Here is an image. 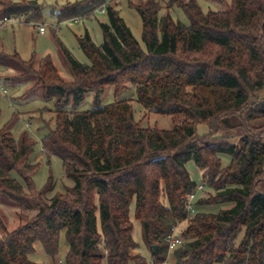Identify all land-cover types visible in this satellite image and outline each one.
I'll use <instances>...</instances> for the list:
<instances>
[{
  "label": "trees",
  "instance_id": "obj_1",
  "mask_svg": "<svg viewBox=\"0 0 264 264\" xmlns=\"http://www.w3.org/2000/svg\"><path fill=\"white\" fill-rule=\"evenodd\" d=\"M169 1L162 15L160 0L129 1L141 16L144 46L121 16L118 0L62 6L60 20L89 17L103 5L108 18L100 22L101 44L88 30L78 36L89 64L59 41L73 81L60 75L50 55L36 64L0 50V68L15 74L10 85L26 84V95L41 89L44 100L56 98L55 126L47 123L42 146L62 160L74 181L55 191L49 177L37 189L35 141L27 132L16 138L11 120L0 127V196L18 220L11 229L0 221V264H40L29 257L37 244L56 264L64 230L65 264H164L169 238L183 222L182 243L172 250L175 264H264V0H231L224 11H204L197 0ZM175 5L188 24L173 18ZM40 13L36 0H0V17L28 21ZM132 85L137 100L170 116L173 128L143 126L130 99L99 103L106 87L120 92ZM90 91L96 93L94 106L77 108ZM199 123L208 124V133H197ZM229 130L238 131L237 141L224 138ZM223 154L232 157L226 166ZM189 161L216 191L194 205L219 204V211L190 216L189 195L199 183ZM132 203L153 260L136 251Z\"/></svg>",
  "mask_w": 264,
  "mask_h": 264
},
{
  "label": "rangeland",
  "instance_id": "obj_2",
  "mask_svg": "<svg viewBox=\"0 0 264 264\" xmlns=\"http://www.w3.org/2000/svg\"><path fill=\"white\" fill-rule=\"evenodd\" d=\"M41 5L40 18L26 21V17H20L18 23L10 24L7 28H0V50L7 53H19L22 58L28 60L33 59L34 63L38 64L39 61L50 55L54 64L57 66L60 75L67 81H73L75 79L70 66L65 60L64 55L61 52L59 41H61L72 53V55L82 63L89 64L90 61L80 48L78 43V36L84 34L86 30L89 31L93 40L97 44H101L103 41L102 30L100 22H107L108 18L106 13H101L97 9L89 17H81L78 21L76 18L60 20L58 13L62 6L69 2H75L79 0H36ZM121 16L125 19L126 23L131 28L135 37L140 41L142 46V19L137 10L129 6L130 2H136L137 0H118ZM164 6L160 15L169 11L171 2L169 0H160ZM199 5L204 11H224L228 8L231 0H197ZM171 14L175 20H179L185 24L189 23L187 14L182 8L175 5L171 8ZM36 24H42L46 26V32L40 33L36 29ZM14 73L5 68H0V82L4 83L9 89V93L6 96L0 95V127L10 122L11 131L16 138H19L24 132L29 135L35 141L34 150L32 153V161L39 164V168L33 176L37 189H41L49 177H52L50 181H54L55 191L64 192L67 187H72L74 181L67 177L62 160L57 156L49 157L45 148L42 146V138L48 133L49 129L46 126L50 122V127L55 126L56 118V98L50 100H44L42 90H32L29 95H26L29 85L14 83L10 85L8 79L14 77ZM260 97H264V90L260 92ZM96 99V93L90 91L84 95L83 100L77 105V108L81 110L90 109L94 106ZM116 99H130L134 116L136 120H140L143 126L159 127L163 129L173 128V122L170 116L151 112L147 110L138 100L136 87L130 86L120 92H116L113 86H108L101 93L99 97L100 104H106ZM73 101L70 102L72 107ZM209 127L206 123H199L197 125V133L203 135L208 133ZM224 138L231 141H237L239 133L237 130H229L223 133ZM221 136L219 135V138ZM222 163L224 166L228 165L231 161L229 154L222 155ZM187 168L192 178L202 185L203 187L198 190L196 198L207 200L210 196L215 195L216 191L204 182H202V170L196 165L194 161L187 163ZM19 180L21 178L14 173ZM53 194V193H52ZM51 194H49L50 197ZM195 198V199H196ZM165 202V198L163 199ZM221 205L214 203L203 202L199 207L195 204V213L197 211H219ZM29 213V212H26ZM33 212H30L31 215ZM192 213L190 216H193ZM130 217L134 225L133 238L138 242L139 247L137 252L142 253L146 258H151L150 249L144 242L143 229L141 222L135 218V203L131 205ZM0 221L4 224L7 223L9 229L16 226L18 220L15 216L14 209L8 205L7 200L0 196ZM187 226V222H183L178 225L174 232L178 236H182V232ZM2 227L0 226V234L2 233ZM183 240V237H181ZM69 250V243L67 241L65 230L60 233L59 242V254L57 255L56 264H65V257ZM170 249L168 255V261L164 264H175V260L172 257V251ZM30 259L40 264H53L51 260L46 256L44 250L40 244L36 245V250L30 256Z\"/></svg>",
  "mask_w": 264,
  "mask_h": 264
},
{
  "label": "built area",
  "instance_id": "obj_3",
  "mask_svg": "<svg viewBox=\"0 0 264 264\" xmlns=\"http://www.w3.org/2000/svg\"><path fill=\"white\" fill-rule=\"evenodd\" d=\"M101 13H106V6L103 5L101 8H99ZM20 17L18 16H11V15H5L0 17V28H7L10 24H14V23H18ZM76 20H80V18H76ZM37 26L36 29L40 32V33H45L46 32V26L42 25V24H36ZM9 93V89L2 83H0V94L1 95H7ZM203 186L199 185L197 187V189L192 192L189 195V199H188V209L190 213H195V198L196 195L198 193V190H200ZM182 243V239L180 238V236H178L177 234H173L172 236H170L169 238V244H170V248L174 249L176 248L179 244Z\"/></svg>",
  "mask_w": 264,
  "mask_h": 264
},
{
  "label": "water",
  "instance_id": "obj_4",
  "mask_svg": "<svg viewBox=\"0 0 264 264\" xmlns=\"http://www.w3.org/2000/svg\"><path fill=\"white\" fill-rule=\"evenodd\" d=\"M155 248H156V246H155Z\"/></svg>",
  "mask_w": 264,
  "mask_h": 264
}]
</instances>
